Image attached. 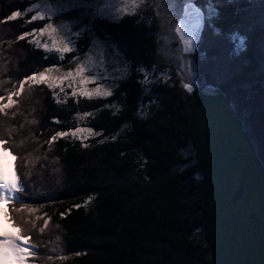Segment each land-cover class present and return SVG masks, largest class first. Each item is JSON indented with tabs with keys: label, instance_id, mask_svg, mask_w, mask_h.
Returning a JSON list of instances; mask_svg holds the SVG:
<instances>
[{
	"label": "trees",
	"instance_id": "trees-1",
	"mask_svg": "<svg viewBox=\"0 0 264 264\" xmlns=\"http://www.w3.org/2000/svg\"><path fill=\"white\" fill-rule=\"evenodd\" d=\"M194 4L202 18L191 53L194 83L224 90L264 170V0ZM29 7L27 15L6 19ZM36 12L45 19L27 23ZM56 18L60 28L68 25L66 37L76 47L62 60L63 49L45 42L48 33L19 38ZM159 43V20L148 2L111 20L80 5L64 3L50 13L41 0H0V119L33 148L29 156L41 170L28 179L21 219L34 223L37 234L53 226V240L67 252L60 264H211L188 132L190 88L160 58ZM110 47L115 65L99 58ZM99 59L104 75L92 88L100 87L99 94L73 91L68 81L52 89L20 87L24 77L48 67L56 70L46 76L55 78L62 65L98 67ZM108 90L112 95H104ZM76 129L83 131L71 135ZM61 132L66 135L51 140ZM45 186L56 199L42 198Z\"/></svg>",
	"mask_w": 264,
	"mask_h": 264
},
{
	"label": "water",
	"instance_id": "water-1",
	"mask_svg": "<svg viewBox=\"0 0 264 264\" xmlns=\"http://www.w3.org/2000/svg\"><path fill=\"white\" fill-rule=\"evenodd\" d=\"M190 95L188 132L211 264H264L262 164L219 85L197 84Z\"/></svg>",
	"mask_w": 264,
	"mask_h": 264
},
{
	"label": "rangeland",
	"instance_id": "rangeland-1",
	"mask_svg": "<svg viewBox=\"0 0 264 264\" xmlns=\"http://www.w3.org/2000/svg\"><path fill=\"white\" fill-rule=\"evenodd\" d=\"M74 2L75 0H41V6L45 11L54 13L58 12L61 9L62 4L66 3L69 6V4ZM145 2H148L152 5L159 20L160 43L158 52L160 58L163 61L172 64L178 77L182 80V82L186 85L187 88L189 87L191 89L195 84L194 66L191 58V53L193 52V49L191 51L184 50L183 39L181 38V34L176 31V28L183 27L185 30V34H190L193 37L195 43V40L197 38L196 28H200L202 22L201 14L199 12V17H197L195 13H190L186 15L185 12V9H187L189 5H191L192 8L198 10L194 2H184L182 0H83V3L78 5L89 8L94 16L113 20L118 19L125 14H132L136 9L141 8L142 4H144ZM52 24L53 27L57 28V32H49L47 37L45 38V42L52 44L50 46H54L57 49H63L65 46L64 34L66 35L65 29L60 28L63 23L60 21V19L56 18L52 21ZM99 58L103 61V64H105V60H108L111 65H115L117 61L116 52L111 47L100 52ZM5 59L6 60L4 63H8L9 60L7 58ZM100 59L97 63L98 67L84 65L80 62L67 66L62 65L59 77L57 75V77L55 78L46 76V80L52 83L53 87L61 86L63 84H66L68 81L70 83V86L73 87V91H79L82 93L90 94L95 91V89L92 88H95L97 86V77H99V75H104L100 68V66H102V62L100 61ZM81 67L85 69L83 75L85 77H89V83L87 85L80 84V74L77 72V69ZM68 72L72 73L71 77L66 76V73ZM19 75L20 73L18 72V70H14L11 74V77L14 76L16 78ZM91 75L96 76L95 81L91 80ZM4 79L5 81L10 80V76H6ZM105 83L101 84L105 85ZM2 87L3 91H5L4 84H2ZM7 123H10V121H6L5 117L0 119V133L6 137L8 145L12 147L16 146L17 151L15 154L18 155L17 163L18 158L20 157V162L22 163V175H24L27 179H30L34 173H41V170H38V163L34 161V157L32 155L29 156V154L31 153L30 149L33 150V148L22 143V140L15 137V133L10 132L9 130L5 131L4 127L7 126ZM29 158L32 159V161H29ZM42 181L40 178V185H43ZM47 187L45 186L44 188H42V190L45 191L44 195H46L42 196V198L46 200H48V198L56 199V195H54V190L49 189V187ZM24 213L25 212H21L19 214L17 221L19 223L20 220L22 221L20 225L22 226L21 228L23 232H25L26 234H31L32 240L37 243L40 247V255L37 257L38 264H60L59 260H61V258L67 252L64 244H57L58 241L56 237L53 240V226L47 224L46 231H43L42 233L38 232L37 234L35 231L37 229L35 228L34 223L33 228L35 230L31 227L29 222L25 220V218L21 219V216Z\"/></svg>",
	"mask_w": 264,
	"mask_h": 264
},
{
	"label": "snow or ice",
	"instance_id": "snow-or-ice-1",
	"mask_svg": "<svg viewBox=\"0 0 264 264\" xmlns=\"http://www.w3.org/2000/svg\"><path fill=\"white\" fill-rule=\"evenodd\" d=\"M83 3V0H75L74 3L69 4V7H74L78 4ZM33 9L29 7L25 12L21 11H16L11 14V16L7 17V20H14L18 17L27 15L28 12H32ZM186 15L190 13H195L197 17H199V11L197 9H194L191 7V5L188 6L187 9H185ZM45 15L41 12H36L34 15L31 16V19L27 21V23H32L37 20H44ZM50 19V18H49ZM68 25H64V29L67 30ZM176 31L181 34V38L183 39L184 42V50L185 51H191L194 47V39L193 37L189 34H185V30L183 27H177ZM40 32V33H56L57 28L53 27L52 23L46 24V26L42 29H33L32 33H23L19 38L23 39L25 37H28L32 35L33 33ZM65 36V46L63 48V52L60 56L61 60L63 59L64 55H67L71 52L76 51V47L69 42L67 39L66 35ZM241 45H243V41H241ZM78 59V58H77ZM56 69L53 67H48L44 71H40L37 73H33L30 76L24 77L20 81V87L23 89L24 85L26 83H34V84H43L47 83V87L49 89L53 88V84L50 82L46 81V73H51L55 71ZM77 72L80 74V84L81 85H87L89 83V77H85L83 73L85 72V69L83 67L77 69ZM67 77H71L72 73L68 72L66 73ZM91 80L95 81L96 76L91 75L90 76ZM95 92L97 94L101 93V88L97 87L95 89ZM87 96L88 93H85ZM104 95L110 96L112 95V92L110 90L106 91ZM2 99V97H0ZM9 101L12 100V96L10 95L8 97ZM9 105L5 104L3 105L4 108H7ZM54 122L58 123V120H54ZM82 129H76V130H70V134L75 136L77 135L78 132H82ZM87 132L89 135H93V129L89 128L87 129ZM66 135V133H57V135H54L51 137L52 141H55L57 139V136H63ZM3 141H0V144H3ZM22 191L21 185L18 183L16 179H9L7 178L3 173H0V201L4 200H10L13 198V195L16 193H19ZM17 200H19L18 196L16 197ZM34 248L33 245L30 244L29 240L27 238H24L22 236H11L8 234H4L2 238H0V252L8 258L12 257L15 259L16 264H28V257L32 255V249Z\"/></svg>",
	"mask_w": 264,
	"mask_h": 264
}]
</instances>
